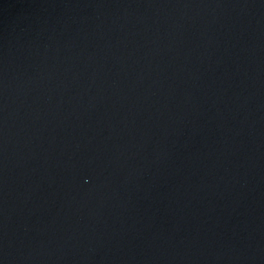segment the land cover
Here are the masks:
<instances>
[{
  "label": "water",
  "instance_id": "95a60500",
  "mask_svg": "<svg viewBox=\"0 0 264 264\" xmlns=\"http://www.w3.org/2000/svg\"><path fill=\"white\" fill-rule=\"evenodd\" d=\"M0 264H264V0H0Z\"/></svg>",
  "mask_w": 264,
  "mask_h": 264
}]
</instances>
